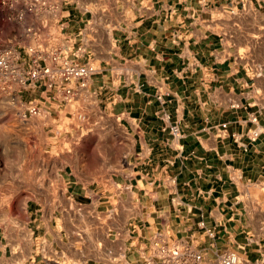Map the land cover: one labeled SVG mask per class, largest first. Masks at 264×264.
<instances>
[{
	"label": "crops",
	"instance_id": "0c3cea01",
	"mask_svg": "<svg viewBox=\"0 0 264 264\" xmlns=\"http://www.w3.org/2000/svg\"><path fill=\"white\" fill-rule=\"evenodd\" d=\"M65 6L99 71L64 146L0 116V260L148 264L159 241L264 264V0Z\"/></svg>",
	"mask_w": 264,
	"mask_h": 264
},
{
	"label": "built area",
	"instance_id": "2783aa9c",
	"mask_svg": "<svg viewBox=\"0 0 264 264\" xmlns=\"http://www.w3.org/2000/svg\"><path fill=\"white\" fill-rule=\"evenodd\" d=\"M65 3L0 0V116L21 130L23 144L31 148L68 144L70 123L59 116L78 115L85 120L73 110V104L99 71L90 59L88 46L78 42L83 32H69L72 15ZM171 132L181 137L178 125L172 126ZM259 135L253 132L251 140L256 141ZM201 260L202 254L188 246L154 241L148 264ZM219 264H240L239 256L225 253L219 257Z\"/></svg>",
	"mask_w": 264,
	"mask_h": 264
},
{
	"label": "rangeland",
	"instance_id": "374dc122",
	"mask_svg": "<svg viewBox=\"0 0 264 264\" xmlns=\"http://www.w3.org/2000/svg\"><path fill=\"white\" fill-rule=\"evenodd\" d=\"M93 8V10H95V8L94 7H92ZM96 11V10H95ZM94 11V13H96ZM97 25H98V27H99V25H100V21H97ZM89 27V26H88ZM98 27H96V28H98ZM86 32V31H85ZM87 33V32H86ZM90 157H94V158H97V157H99V152L98 151H96V150H94V151H92L91 152V154H90ZM46 248H47V251L44 249V255H45V263H43V264H58L56 261H54V260H52L51 258H49V256H50V251H51V246H50V244L48 243L47 244V246H46ZM23 264H25V262H22ZM19 260H17V261H11L10 259L8 260V261H6V260H0V264H22ZM66 264H69V263H66Z\"/></svg>",
	"mask_w": 264,
	"mask_h": 264
}]
</instances>
